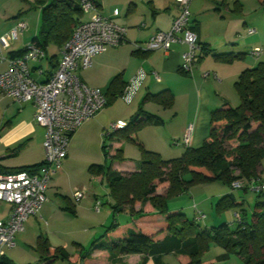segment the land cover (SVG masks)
Instances as JSON below:
<instances>
[{"label": "crops", "instance_id": "0c3cea01", "mask_svg": "<svg viewBox=\"0 0 264 264\" xmlns=\"http://www.w3.org/2000/svg\"><path fill=\"white\" fill-rule=\"evenodd\" d=\"M99 4L100 13L103 16L127 29V41L98 55L89 69L80 70L78 75L82 82L91 88H103L108 91L116 77H119L127 85L141 69L145 70L148 75L133 102L127 103L121 96L118 97L95 117L85 121L72 135L69 155L61 168L62 173L71 170L75 145L79 144L85 136L92 135L93 140L103 149L102 131L109 122L124 121L129 123L135 116H139V119L146 118L148 114L158 117L157 123L142 128L131 137L143 142L147 149L160 153L164 159H170L166 158L164 153L167 146L169 151L176 154L187 149L181 141L188 128H192L189 147L194 149L202 147L209 135L212 112L223 108L226 103L232 105L230 102L233 99L238 100L235 82L240 74L248 68L257 66L260 62H264V52L258 57L253 56L250 52L253 47H261L264 50V24L248 20L247 12H245L249 5H254V9L257 11L264 9L260 1H192V29L198 34L200 44L209 46L215 53V48L219 44L222 45L221 48L246 55L244 59L232 63L221 62L213 55H207L194 66L193 72L190 74L181 71L182 55L188 50L186 44L175 43L169 51H143L135 46L137 43L148 41L159 31L171 30L174 20L180 12L179 5L174 0H99ZM33 10L40 11L38 26L30 20ZM115 10H118L117 16L114 15ZM231 12L245 18L244 40L239 39L240 33H237L238 38L233 42L230 41L232 39H229L231 37H228L231 30V24L228 21L231 20ZM208 17H211L209 24ZM21 21L29 23V31L26 30L18 39L11 40L9 45L2 50L5 59L0 58V73L9 68L8 59L13 57L14 52L27 49L33 39L40 35L41 28V7L36 5L34 0H0V38L8 34ZM33 30L35 35H33ZM249 30H254V33L249 34ZM257 35L254 42L247 41ZM32 36L34 37L32 38ZM257 42L262 43L263 46L256 45ZM51 49L52 52H50ZM62 51L63 49L51 45L47 50V60L41 63L32 62L34 77L40 81L48 79L54 72ZM244 51H248L250 54ZM53 56L57 57L51 62L50 58ZM39 67H43L44 75L38 73ZM154 72L159 74L160 80L155 77ZM165 90H169L174 95L172 106H164L151 100L145 101L149 94H158ZM119 99L125 105H120ZM118 106L123 110L117 111ZM35 113L36 110L32 103H20L0 95L1 172H10L23 166L38 165L45 160L46 129L36 122ZM110 113L113 115L109 118L106 115ZM176 141L180 143L175 144ZM134 144L138 150H129ZM113 148L115 149L112 152L113 155L122 148L124 157L122 161L116 162L115 170L122 173L137 171L139 163L131 161L139 160L141 157L137 143L125 140L121 138L120 134H117ZM261 169L264 174V160ZM58 174L59 172L56 173V176ZM63 175H59L57 179H55L56 176L53 178L47 191L48 202L38 215L32 216L26 222L24 231L20 232L16 239V247L6 252V256L15 264H24L16 261L17 253L25 254L31 249L34 252V247L41 236L48 238L50 243L55 246V240L64 237L63 222L69 214H72V209L77 215L82 214L83 210L89 209L91 202L89 200H85L83 203L76 201L73 195L75 189L71 191L67 188L66 183L63 182ZM93 179L95 182H103L102 177L99 176ZM84 187L89 189L87 183H84ZM94 196L96 201L99 200L97 190L94 191ZM175 202H170L169 207L179 209ZM12 213V205L0 200V222L9 219ZM129 217V209H125L118 216V220H127ZM34 253L35 256L27 254V260H34V258L35 260L32 262L39 260L38 253L36 251ZM94 256L97 254L95 253ZM166 256L168 255H165L163 259ZM142 260L143 256L139 254L123 257V262L127 264H140ZM59 262L71 264L67 260H58L53 264ZM147 264H155V262L150 258Z\"/></svg>", "mask_w": 264, "mask_h": 264}, {"label": "trees", "instance_id": "16d2710c", "mask_svg": "<svg viewBox=\"0 0 264 264\" xmlns=\"http://www.w3.org/2000/svg\"><path fill=\"white\" fill-rule=\"evenodd\" d=\"M34 1L41 7V28L40 35L32 43L46 52L51 45L63 49L84 16L81 0ZM92 1L100 9L99 0ZM259 1L264 7V0ZM26 51L14 52L13 57L22 56ZM207 55L232 63L244 59L246 54L215 53L209 46L202 45L201 59ZM56 57H51V62ZM126 86L116 77L106 90L108 104L122 96ZM235 88L240 104L233 107L226 103L223 108L214 110L209 135L203 146L197 149L187 147L180 157L164 159L160 153L147 149L143 142L131 137L142 128L157 123L156 115L132 119L124 129L116 132L114 135L120 134L121 138L137 143L141 161L133 173L115 171L107 163L89 167L94 177H102L109 184L113 222L100 238L93 241L90 250L77 244V259H73L63 247L52 245L48 238L39 237L34 250L39 255L40 264H53L58 260L90 264L96 258L110 264H127L123 257L135 254L143 256L140 264H147L150 258L155 264H166L163 258L169 254H174L180 264H213L203 257L211 243L222 245L228 253H237L246 264H264V201H257L249 216L242 198H236L233 192L222 197L216 206L218 211L240 210L234 215L235 222L239 224L235 230L228 223L203 230L199 224L206 216L197 219L203 213L196 211L192 220L182 210L169 207L172 200L201 183L222 182L234 191L237 190L234 183L242 182L239 189L264 196L261 169L264 160V62L244 70L235 82ZM173 99L174 95L165 90L149 94L145 101L172 106ZM103 151L107 158L109 151L105 141ZM115 155L123 160V149H118ZM43 165L44 161L10 172L0 170V173L34 172ZM258 179L263 187L255 191L254 185L258 184L254 181ZM161 188L167 189L166 194H158ZM136 204H141L140 211L135 210ZM125 209H129L130 217L119 221L118 216ZM72 214H75L73 209ZM97 252L100 254L94 256ZM0 264L15 263L5 253Z\"/></svg>", "mask_w": 264, "mask_h": 264}, {"label": "built area", "instance_id": "2783aa9c", "mask_svg": "<svg viewBox=\"0 0 264 264\" xmlns=\"http://www.w3.org/2000/svg\"><path fill=\"white\" fill-rule=\"evenodd\" d=\"M180 12L169 31H159L148 41L135 44L143 51L171 50L175 43L187 45L188 50L182 55L181 71L192 73L194 66L201 60L202 45L198 34L192 29L191 5L193 0H174ZM84 15L76 27L70 40L63 48L54 72L45 81L34 77L32 62H43L48 59L47 52L31 43L22 56L8 59L9 68L0 73V95L16 102H30L34 105L36 122L46 129L44 165L34 172L21 171L11 174L0 173V200L12 205L13 213L9 219L0 222V258L6 249L16 247L17 235L24 231L25 224L32 216L38 215L48 202L49 186L69 155L72 135L87 120L103 111L109 102L107 91L103 88H91L80 79L78 72L92 67L94 59L111 47H117L127 41V29L103 16L92 0L80 1ZM118 15V10L114 11ZM28 29V24L21 21L8 34L0 38V58L4 60L2 50L11 40H16ZM249 34L254 30H249ZM263 48H253L251 54L260 56ZM38 73L44 75L43 67ZM143 69L127 84L121 96L127 103L133 99L147 78ZM155 77L160 80L157 72ZM127 122L112 123L104 129V137H112L124 129ZM192 128H188L181 143L186 147L191 144ZM180 142L176 141L175 144ZM254 190H260V180H255ZM242 182L234 183L239 189ZM83 192L75 193V200L80 201ZM100 202L97 203L99 210ZM236 217H239L236 214ZM205 215L199 214L197 219Z\"/></svg>", "mask_w": 264, "mask_h": 264}, {"label": "rangeland", "instance_id": "374dc122", "mask_svg": "<svg viewBox=\"0 0 264 264\" xmlns=\"http://www.w3.org/2000/svg\"><path fill=\"white\" fill-rule=\"evenodd\" d=\"M254 5H249L247 7V17L248 20H255L256 22H260L264 24V9L255 10ZM88 17V15H84L83 18ZM40 19V11L39 10H33L31 14V19L33 23H36L38 26ZM208 24L211 23V17H208ZM230 19L228 20L231 24V30L228 34V37H231L229 39H232L230 41H235L237 37V33L241 34L242 40H244L243 35V24L245 22L244 17H239L236 15V13L230 14ZM212 25H214L212 23ZM29 26V23H28ZM34 29V28H33ZM29 31V28L27 29ZM37 33V32H36ZM32 35V34H31ZM30 35V36H31ZM33 35H35L33 30ZM34 36H32L33 38ZM249 39L247 41L254 42L255 38ZM31 38V39H32ZM251 38V37H250ZM234 39V40H233ZM217 43V42H216ZM258 46H263L262 43H258ZM255 45V46H256ZM222 45L216 46V53H229L232 52L231 50L227 48H221ZM254 48V47H253ZM53 50L51 49L50 52ZM245 53H249L248 51H244ZM238 100H231V104L233 107H237L240 104V97L237 95ZM120 105H125L121 99H119ZM117 111L123 110L121 107H117ZM113 115V113H110L108 116L109 118ZM115 123V122H112ZM107 125L106 128H108L111 124ZM93 127V126H92ZM96 127V126H95ZM92 129V128H91ZM104 131H102V137L103 141L106 142V145L108 147L109 155L106 158L104 151L102 147H99L98 144L93 140L92 135L85 136L79 144L75 145V148L73 150V160H72V168L71 170H68L67 172L62 173V167L58 170L59 174L56 176L55 179L58 178L59 175H63V182L66 183L67 188L71 191L74 189V196L75 193L80 191L84 193V197L80 200L82 203L85 200H89L91 203L89 205V209L83 210L82 214H69L65 222H63V235L64 237L55 240V246L57 247H63L67 253L72 256L73 259H77L78 254V245L74 244L77 242L82 248L86 250H90L92 247V243L94 240L100 238V236L105 232L106 228L111 225L113 222L112 217V207L111 203L113 202V198L111 197V191L109 184L107 180L105 179L102 183L101 182H95L94 176L89 172V167L92 164H108L112 166V169L115 170V164L117 161H122L116 157V153L114 155L112 154L113 151H115L114 142L116 139V135L112 137H104ZM234 143H230V145H233ZM129 150H138V147L134 144L130 147ZM169 151V148L164 150L165 157L166 158H177L180 157L184 151L181 153H174L172 151ZM141 153V150H139ZM173 155H175L173 157ZM177 155V156H176ZM137 157V156H136ZM44 159V158H43ZM135 163H139L141 161V157L139 160H131ZM117 171V170H115ZM57 172V173H58ZM119 172V171H118ZM54 176V177H55ZM264 176V174H263ZM84 183H87L89 189L84 187ZM98 193L99 200L96 201L94 196V191ZM167 189L161 188L158 190V194H166ZM230 192H233L236 198H242L245 202L244 208L247 210L249 216L251 215L253 208L257 201H264V196H259L254 191H248L245 192L242 189H237L232 191L229 186L222 182H213V183H201L196 184L192 186V188L183 193L182 195L175 198L176 205L181 208V210L192 220L195 218L196 211L203 213L206 218L205 220L200 222V228L201 229H208L212 226H218L222 223H228L230 227L235 230L238 228V223L235 222L234 215L235 212L240 211L239 208H231L224 211H218L216 206L219 200L224 197L225 195L229 194ZM100 202L99 210L97 209V203ZM197 206V207H196ZM197 209V210H196ZM135 210L140 211L141 210V204L135 205ZM18 237V235H17ZM17 239V238H16ZM23 247V246H21ZM18 249V248H17ZM15 249V250H17ZM20 249V247H19ZM9 249H6V252H8ZM14 251V250H13ZM35 252V251H34ZM31 249L30 252L23 253L19 252L18 255L15 257L16 261L23 262L24 264H40L39 260L36 262H32L35 260H27L28 256L27 254H30L32 256H35V253ZM97 255L100 253L97 252ZM228 254L227 257H223L224 255ZM204 260L213 263V264H246V262L237 254V253H228L227 250L220 244L217 243H211L208 250L204 253ZM31 261V262H30ZM164 262L166 264H180L179 259L175 255H168L165 257ZM106 263L101 258H96L92 260L90 264H104ZM56 264H68V263H56ZM77 264H82L80 261Z\"/></svg>", "mask_w": 264, "mask_h": 264}, {"label": "water", "instance_id": "95a60500", "mask_svg": "<svg viewBox=\"0 0 264 264\" xmlns=\"http://www.w3.org/2000/svg\"><path fill=\"white\" fill-rule=\"evenodd\" d=\"M139 116H135L134 121L138 119Z\"/></svg>", "mask_w": 264, "mask_h": 264}]
</instances>
